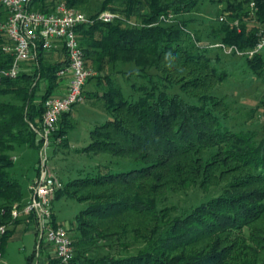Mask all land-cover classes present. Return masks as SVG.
<instances>
[{
	"label": "trees",
	"instance_id": "16d2710c",
	"mask_svg": "<svg viewBox=\"0 0 264 264\" xmlns=\"http://www.w3.org/2000/svg\"><path fill=\"white\" fill-rule=\"evenodd\" d=\"M200 2L30 1L34 11L50 14L63 3L92 20L76 29L85 66L95 72L82 94L111 117L89 131V142L79 152L127 161L126 165L109 161L65 182L58 177L62 188L51 204L53 224L61 225L55 220L57 201L82 205L68 227L74 261L264 264V129L234 131L223 124L228 105L212 90L226 80L227 72L219 69L217 57L211 58L213 44L188 32L190 20L184 18ZM251 2L257 9L254 14ZM103 12L116 17L104 23L97 19ZM221 16L223 21L209 36L212 41L241 51L253 49L258 30H264V0H227ZM5 18L0 6V23ZM9 45L0 31V71L13 62L12 53L4 50ZM49 53H56V59ZM240 59L264 80V52ZM67 61L62 46L39 50L15 79L0 80V224H10L11 209L25 204L23 177L16 176L9 153L39 152L42 140L34 129L40 127L43 102L63 80L57 72ZM125 67L127 71L122 70ZM117 75L129 82L127 94L115 81ZM132 77L142 81H131ZM92 81L91 92L86 87ZM75 106L60 117L49 139L54 155L67 146ZM34 172L36 177V167ZM193 188L205 194L218 188L221 192L209 194L181 215L173 216L174 207H158L168 193ZM13 231L7 230L2 245ZM106 241L115 246L113 252L109 248L105 254L85 258L92 247ZM132 244L138 246L134 253L128 250ZM46 247L50 246L42 245L40 250ZM34 257L35 251L27 263ZM47 264L58 260L48 258Z\"/></svg>",
	"mask_w": 264,
	"mask_h": 264
},
{
	"label": "rangeland",
	"instance_id": "374dc122",
	"mask_svg": "<svg viewBox=\"0 0 264 264\" xmlns=\"http://www.w3.org/2000/svg\"><path fill=\"white\" fill-rule=\"evenodd\" d=\"M227 0H201L196 9L189 15L184 16L190 22L187 25L188 32H192L200 36L203 41H209L216 45V41H212L209 37L211 31L220 22L223 17L222 10ZM95 8V6H93ZM211 58H218L219 69L227 72L226 80L217 85L213 90V94L222 98L228 105L227 116L222 118V122L228 128L234 131L250 130L261 132L264 129V80L257 78L245 66L243 60L237 57L225 56L219 49L212 48ZM121 69V68H120ZM127 71L128 68L122 69ZM131 81L141 82L135 77ZM115 81L124 88L127 94V86L129 82L124 77L117 75ZM65 80L61 81L63 84ZM94 81H92L86 90L94 91ZM56 93V92H54ZM110 114L101 110L99 107L92 105L84 99L83 102L77 104L70 115L71 125L67 130V146L61 147L58 153L54 155L52 148L46 149L48 157L47 167L51 175L58 177L63 181H67L77 175L78 172L90 170L99 165H106L109 161L112 164L121 162L120 165H126V160L110 159L106 155H92L80 153L79 150L86 146L89 142V131L97 124L104 123L110 119ZM16 165V173L19 177H23L22 192L24 201L28 202L30 198V186L34 182V167L38 170L39 155L37 152L20 149L17 153H9ZM221 188L205 194L203 191L193 188L181 193H168L161 197L158 207H174L177 209L175 215H181L192 207L200 204L203 199L210 196L209 194L218 195ZM54 201V198H53ZM25 202V203H26ZM56 223L65 227H69L74 223L75 216L82 208L75 202H68L64 199L57 201L53 205ZM14 228H13V227ZM15 224L8 226V230H14L8 240L2 245L0 264H28L27 258L35 251V257L30 264H37L36 238L34 233L29 229H24L23 225L15 228ZM111 242H99L97 246L92 247L91 251L86 253L85 258H90L98 253H107L109 248H113ZM138 246L132 244L128 250L134 253ZM56 258V255H55ZM40 264V263H38Z\"/></svg>",
	"mask_w": 264,
	"mask_h": 264
},
{
	"label": "built area",
	"instance_id": "2783aa9c",
	"mask_svg": "<svg viewBox=\"0 0 264 264\" xmlns=\"http://www.w3.org/2000/svg\"><path fill=\"white\" fill-rule=\"evenodd\" d=\"M31 0H0V6L6 11L5 20L0 23V31L7 37L10 45L4 48L12 53L13 62L6 70L0 71L2 78L15 79L23 64L35 60L39 50L49 52L62 46L67 54V64L58 72L60 78H68L67 89L62 96H51L43 102V114L39 129H34L42 140L38 152V174L30 186V198L21 207H13L10 211V224H0V259L2 238L8 226L22 220L25 227L31 230L36 238V250L48 245L55 250L58 264H81L74 261L68 228L54 225L52 222V201L55 193L62 188L47 167L49 139L56 129L60 117L68 113L74 105L83 102V88L86 82L95 76V72L87 68L83 53L79 46L76 29L87 25L92 20L85 13L60 3L50 14H44L29 8ZM251 14L256 12L254 3L249 4ZM110 12L97 16L99 21L109 23L115 19ZM223 21V17L220 18ZM237 26V22L234 23ZM257 41L253 49L241 51L235 46L222 43L212 45L224 55H235L239 58H252L264 52V30L259 29ZM3 213V211H2Z\"/></svg>",
	"mask_w": 264,
	"mask_h": 264
},
{
	"label": "crops",
	"instance_id": "0c3cea01",
	"mask_svg": "<svg viewBox=\"0 0 264 264\" xmlns=\"http://www.w3.org/2000/svg\"><path fill=\"white\" fill-rule=\"evenodd\" d=\"M52 59H56V53H49L48 54ZM63 80H65V82L63 84H60L59 87L56 89V93L53 94V96H62L65 94L66 89H67V84H68V78L65 77L63 78ZM26 201H24L25 203ZM23 225L24 229L27 230V228L25 227L23 221L21 220L19 225H15V226H20ZM13 227V226H12ZM15 227V228H17ZM14 228V227H13ZM37 257H38V263L40 264H47L48 262V258H55V250L52 247H46V249L44 250H40L37 252ZM37 263V264H38Z\"/></svg>",
	"mask_w": 264,
	"mask_h": 264
}]
</instances>
